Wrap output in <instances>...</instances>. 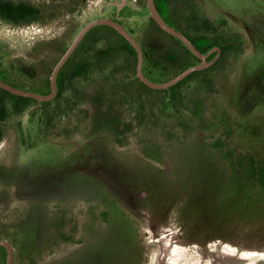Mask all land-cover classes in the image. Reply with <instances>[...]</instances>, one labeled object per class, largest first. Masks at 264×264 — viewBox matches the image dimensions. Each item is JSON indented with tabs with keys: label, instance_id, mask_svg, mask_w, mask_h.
<instances>
[{
	"label": "rangeland",
	"instance_id": "obj_1",
	"mask_svg": "<svg viewBox=\"0 0 264 264\" xmlns=\"http://www.w3.org/2000/svg\"><path fill=\"white\" fill-rule=\"evenodd\" d=\"M25 1L46 7V18L0 19V71L50 91L81 30L116 19V9L112 0ZM157 2L201 32L189 18L197 4L221 31L244 36V53L209 72L210 86L190 80L187 109L152 92L146 110L124 101L123 80L139 93L137 66L127 64L75 86L67 112L36 101L0 118V238L13 264H264V0ZM121 15L152 80L202 62L157 25L148 0H130ZM94 34L87 54L100 58L116 34ZM101 108L120 124L97 116Z\"/></svg>",
	"mask_w": 264,
	"mask_h": 264
},
{
	"label": "trees",
	"instance_id": "obj_2",
	"mask_svg": "<svg viewBox=\"0 0 264 264\" xmlns=\"http://www.w3.org/2000/svg\"><path fill=\"white\" fill-rule=\"evenodd\" d=\"M156 3L164 19L173 27L184 32L202 52L208 53V51L213 50V48L215 49V51L211 53V57L212 59H214V62L206 68L192 72L186 78L179 81L170 88L163 89L149 86L139 77L137 71L136 80L134 82L139 88V93H130L131 82H126V80H123L119 89V94L122 95L124 101H135L137 104L141 105L144 108L143 110H146V104L143 96L147 92H152L159 95L165 94L168 100L172 101L174 107H179V104H181L183 108L187 109L188 103L186 102L185 98L187 97L189 89L184 88V86L190 80L196 79V77L200 80L198 82L201 86H203L204 83L205 85L207 84L208 86H210L213 81L208 79V73L220 68V66L227 63V61L231 57L244 53L245 39L244 36L237 31L228 29L221 31L217 23L213 19L208 17L203 12L201 7L197 4H195V6L193 5V7H190L191 16H189V18L194 19L199 23L198 27L201 32H196L194 26H192L191 31L182 27L180 22H178V19L174 17L172 11L167 10V12H163L157 0ZM45 8L46 7L44 6L37 5L33 2L25 0H0V19L15 24H30L35 21H42L46 18ZM156 23L160 27V24L157 21ZM102 26L109 28L112 33L116 34V42H111V49L108 54H105L100 58H94L92 55L87 54V48L95 39L94 33L97 30L101 29ZM176 38L180 42L184 43V46L195 58H198V56L185 44L183 40H181L177 36ZM85 39H87L88 41ZM216 48H218V50ZM212 59L209 58L208 60L210 61ZM145 62L146 57L144 60V64ZM127 64L136 66L138 65V52L132 45V43L113 26H95L87 33L84 41L81 42L73 55L66 62L64 68L61 71L62 78L59 94L54 101L44 102L46 111L48 112L51 106H53L55 110L60 113L69 111V109L75 107V104H77L75 102L72 103L69 100L70 96L73 95L75 86L78 87L79 83L83 84L90 79H94V77L98 74H103L108 71L116 72L118 69L126 66ZM145 74L148 76L146 72ZM200 75H202V77H200ZM19 97H21L24 101L14 104H0L1 119H7L9 117H12V114H18L30 108V106L32 105V103L30 102V98L26 96ZM137 112H139V110H137ZM97 116H102L103 118H105L109 125H111L115 121L120 124L119 119L115 120L116 118L111 117L114 115L110 108H107L106 110H104V108H101ZM112 127L113 126H108L109 129L114 130V128ZM0 249H4V246L0 245Z\"/></svg>",
	"mask_w": 264,
	"mask_h": 264
},
{
	"label": "water",
	"instance_id": "obj_3",
	"mask_svg": "<svg viewBox=\"0 0 264 264\" xmlns=\"http://www.w3.org/2000/svg\"><path fill=\"white\" fill-rule=\"evenodd\" d=\"M149 2V8L152 12L153 18L160 24V26L166 30L167 32L179 37L181 40L185 42V44L199 57L201 58L202 62L198 64H194L187 69L183 70L181 73L177 74L170 80L164 81V82H158L150 79L144 72V60H145V53L143 50V47L141 44L137 41V39L133 36L131 32L128 31V29L118 20L112 19V18H100L93 20L89 22L78 34L74 42L71 44V46L67 49V51L64 53V55L60 58V60L57 62L53 69L52 74V92L48 95H42L39 93H35L28 90H22L16 87H13L12 85L4 82L0 79V84L7 89H10L14 92L26 95V96H34L37 97L40 101L47 100L55 97L57 94V75L59 71L62 69V67L66 64V62L70 59V57L73 55L77 47L81 44V42L84 40L87 33L98 25H110L116 28L121 34H123L136 48L138 52V65H137V71L139 77L145 81L149 86L154 88H170L171 86L175 85L179 81L186 78L188 75H190L192 72L196 70H200L203 68L208 67L211 64V61L208 60L209 53L202 52L195 43L181 30L173 27L170 25L162 16L161 12L158 9L156 0H148ZM120 11V6H119ZM218 50V48H216ZM0 245H3L7 248V260L6 264H13V247L11 243L8 240L1 239L0 238Z\"/></svg>",
	"mask_w": 264,
	"mask_h": 264
},
{
	"label": "flooded vegetation",
	"instance_id": "obj_4",
	"mask_svg": "<svg viewBox=\"0 0 264 264\" xmlns=\"http://www.w3.org/2000/svg\"><path fill=\"white\" fill-rule=\"evenodd\" d=\"M129 3H130V0H112L111 1V5L113 7H115V9H116V11H115V13H116V20H118L122 24H123V19H122L123 16L121 15V12H122L123 9H125L126 7H128ZM119 6H120V11H119ZM64 66L62 67V69L64 68ZM62 69L59 71V73L57 75V94L55 95V97H53L51 99H47V100L40 101L37 97H34V96H26V95H23V94L14 92V91H12L10 89H7L6 87H4V86H2L0 84V104H3V103H5V104H14V103H19V102L24 101L19 96L29 97L31 103L36 102V101H38L39 103H44L45 101H54L57 98L58 94H59L60 83H61V78H62V74H61ZM0 79L3 80L6 83L12 85L13 87H16V88H19V89H22V90H28V91H32V92H35V93H39V94H42V95H48V94H50L52 92V78H51V90L50 91H41V90L36 91V90H32L28 86L29 83L25 84V85H27V86H25V85H22V84H20L18 82L11 81L1 71H0ZM1 137H2V133L0 131V140H1ZM1 246H3V245H1ZM4 250L7 252V248L5 246H4V249H0V253L1 252L4 253L5 252Z\"/></svg>",
	"mask_w": 264,
	"mask_h": 264
},
{
	"label": "bare ground",
	"instance_id": "obj_5",
	"mask_svg": "<svg viewBox=\"0 0 264 264\" xmlns=\"http://www.w3.org/2000/svg\"><path fill=\"white\" fill-rule=\"evenodd\" d=\"M176 250H177V248L174 249V253H173V254L177 256V252H176ZM168 264H173V262L171 261V262L168 263ZM200 264H204V261H202ZM205 264H209V263H206V262H205Z\"/></svg>",
	"mask_w": 264,
	"mask_h": 264
}]
</instances>
